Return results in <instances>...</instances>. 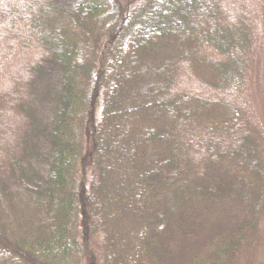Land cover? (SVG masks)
Wrapping results in <instances>:
<instances>
[{"label":"trees","instance_id":"trees-1","mask_svg":"<svg viewBox=\"0 0 264 264\" xmlns=\"http://www.w3.org/2000/svg\"><path fill=\"white\" fill-rule=\"evenodd\" d=\"M108 3L0 2L10 38L30 35L44 49L27 93L0 100L28 127L0 158V264H159L157 241L193 233L188 202L235 210L196 263L234 264L259 236L264 147L243 109L177 91L166 52L176 44L210 89L242 88L249 15L228 13L223 0ZM47 101L54 109L42 121ZM16 188L33 204L32 227L16 221Z\"/></svg>","mask_w":264,"mask_h":264},{"label":"rangeland","instance_id":"rangeland-1","mask_svg":"<svg viewBox=\"0 0 264 264\" xmlns=\"http://www.w3.org/2000/svg\"><path fill=\"white\" fill-rule=\"evenodd\" d=\"M141 0H109L112 11L120 6H132ZM228 13L247 11L254 41L251 46L249 68L246 72L245 84L242 88L216 90L208 88L196 78L183 62L180 61L177 45L166 52L174 57L178 64L175 74V88L179 92L203 91L204 97L219 100L222 112L230 113L232 108L243 109L259 132L264 147V0H223ZM22 4L23 0H0ZM129 6V7H130ZM110 18V15L108 16ZM114 20H111V23ZM8 22H0V100L14 98L13 91L18 88L26 94L31 75V68L44 55L43 47L34 37L24 36L10 38V30L14 29ZM222 102V103H221ZM54 105L51 101L43 102L36 110L40 120L46 121ZM28 129L26 118L17 106L0 109V158L7 155L15 147ZM217 172V171H216ZM212 170V174L216 173ZM217 174V173H216ZM217 208L205 209L188 202L186 209L190 222L194 226L193 233L187 237H169L155 244L159 264H196L205 249L216 239L220 229L228 228L235 210ZM16 221L25 228L32 227L36 215L29 196L20 188H16ZM259 236L243 246L234 264H264V216L259 222ZM102 262V258H99Z\"/></svg>","mask_w":264,"mask_h":264}]
</instances>
